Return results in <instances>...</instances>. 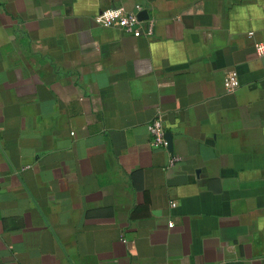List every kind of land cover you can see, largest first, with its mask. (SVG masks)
Masks as SVG:
<instances>
[{
  "label": "crops",
  "instance_id": "obj_1",
  "mask_svg": "<svg viewBox=\"0 0 264 264\" xmlns=\"http://www.w3.org/2000/svg\"><path fill=\"white\" fill-rule=\"evenodd\" d=\"M263 41L264 0H0V264H264Z\"/></svg>",
  "mask_w": 264,
  "mask_h": 264
},
{
  "label": "built area",
  "instance_id": "obj_2",
  "mask_svg": "<svg viewBox=\"0 0 264 264\" xmlns=\"http://www.w3.org/2000/svg\"><path fill=\"white\" fill-rule=\"evenodd\" d=\"M140 7L137 6L135 11H126L121 7H111L102 10L95 16L97 25L103 28L119 29L125 33L131 34L135 37H149L153 34L154 20L143 21L138 17ZM256 54L258 56L264 55V41L257 42L254 45ZM226 91L233 92L238 86V80L235 73L230 72L224 80ZM147 132L149 134L148 144L153 148H167L168 143L165 137V130L162 124V117L158 113L147 125ZM178 158L173 154H169V163L172 164ZM175 206L174 203L171 204ZM171 227L172 224L169 223Z\"/></svg>",
  "mask_w": 264,
  "mask_h": 264
}]
</instances>
